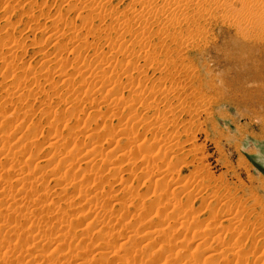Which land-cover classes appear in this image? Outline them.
<instances>
[{
    "label": "rangeland",
    "instance_id": "374dc122",
    "mask_svg": "<svg viewBox=\"0 0 264 264\" xmlns=\"http://www.w3.org/2000/svg\"><path fill=\"white\" fill-rule=\"evenodd\" d=\"M221 1L223 2L219 7L213 2H206V5L202 6V2L195 10L171 7L168 9L170 13L167 11L164 15H146V58L149 60L146 59L145 84L136 88L138 81L135 80L134 89L139 91H131L126 87L131 81L125 78V74L123 76L120 72L118 75L116 71L111 75L115 77L112 79L116 80L118 77L122 80L121 87L126 88L120 87L121 91L112 92L109 84L102 88V83L91 78L90 73L98 71L99 63L104 60L101 55L107 52L108 43L113 42L117 50V59L114 60L116 69L122 67L117 68V62L119 65L124 64V56L121 54L123 52L120 50L118 53L119 48L123 46L121 49L124 50L134 43L136 46L140 44V38L136 34L127 35L126 41L123 42L115 41V31L113 41L112 38L98 34V30L115 24L116 16L103 21L96 18L89 20V14L83 10L84 15L80 17L78 9L74 14L68 12L72 15L67 14L64 20L65 18L59 15L61 10L70 3V8L75 7L79 5L78 2L76 5L73 0H0V36L7 37L4 39L1 36L0 42L8 39L6 43H9L4 49L5 53L0 54V136L6 135L3 139L6 138L7 147L10 146H2L7 150L4 148L5 152L0 154V254L9 246L8 242L1 240L4 237H8L7 240L11 238L14 245L18 241L17 237H24L22 240L27 236L38 237V231H49L56 236V230L61 228L59 219L63 218L65 223H71L73 226H79L82 222L80 228L85 226L88 229L87 223L90 228L94 222L98 228L92 226L93 228L91 227L90 231L88 229L82 237L81 234L76 237L75 233L71 232L73 234L62 238L66 246L58 245L60 239L43 245L44 243H39L36 238L37 240H31L26 245L24 252L15 250L17 253L15 252L12 260L23 258L28 264H40L44 259L48 260L42 264H125L127 256L128 260L138 259L137 264H145V261L146 264H264V22L256 21L259 20L257 15L264 11V0ZM127 2L128 0H112L108 8L109 11L115 10L112 12L118 14L120 19L125 17L133 22L134 18ZM114 13L113 15H116ZM166 14L169 15L167 18ZM253 15L255 19L251 17ZM170 19H174L176 23ZM71 20H76L73 24L76 26L74 34L69 29L72 25L67 28L66 24ZM57 24H60L59 28L55 26ZM63 26L65 30H62ZM51 29H55L53 31L58 35L49 41L47 36H51ZM63 31H67L66 36L60 35ZM72 34H78L89 46L80 47L82 42H78L80 44L75 53L72 48ZM57 38L64 41L61 46L57 45ZM9 39L12 43L8 42ZM13 42L20 43L23 48L15 50L11 47ZM62 44L71 47L64 50ZM50 52H53L52 56L49 55ZM47 54L54 60L62 59L68 63L65 62L66 72L77 81L76 85H68L58 78L54 70L47 66L42 67ZM5 56L7 60L15 61L9 63L19 64V68H6L2 63ZM43 56H46L45 59ZM118 58L123 61L120 63ZM139 62L144 64L141 58ZM81 74L85 75L82 77ZM141 91L146 95V99L143 102H134V93ZM9 92L14 93L11 98ZM115 101L124 103L116 105ZM123 129H126L125 134ZM57 139L58 142L53 143ZM143 141H146V149L141 151V147L139 146V149L136 145ZM72 145L79 147L77 153L68 158L73 160L74 164L68 166L66 162L61 169L62 164L58 157L61 153L65 155L64 148L66 152L69 148L73 149ZM116 145L118 148L114 149ZM18 149L22 152L15 161L16 157L14 159L12 155ZM6 151L9 152L6 154ZM87 151L88 154H85ZM126 151V158L118 157ZM54 153V159H50ZM3 154L10 159L5 158ZM35 154V157L32 156ZM89 158L93 159L92 162L84 163ZM95 158L100 160H94ZM49 160L51 161L47 165ZM14 164L19 168L22 166L21 169L23 168L22 171L26 175L31 169L30 176L23 184L14 181L17 176V172L11 168ZM51 168L59 171L49 173ZM67 168L72 176L65 175L66 178H61L63 181L54 179L61 175L57 172H64ZM92 173L97 177L100 175V178L102 176L103 182L98 184L97 177L95 178L94 174L91 176ZM94 181L96 184L92 185ZM63 185L67 190L66 195L63 193L57 197L55 193L60 192ZM79 188H83V192ZM1 190H6L9 195H1ZM17 190L23 191L25 198L26 193L28 197L31 191L28 197L31 202L28 198L24 199L23 206H20L25 210H20L21 208L13 203V198L19 197ZM97 190L101 193L97 202L89 201V196ZM37 192L39 193L35 194ZM44 193L48 194L43 195ZM40 195L37 208L34 206L37 204L32 201ZM65 200L67 204L72 201L73 205L64 207L62 211L59 205ZM96 203L98 206H95ZM90 207L98 208V212H95V216L90 214L84 217L86 212L89 214ZM144 207L149 211L144 210ZM36 208L40 211L47 209L53 213L47 215L48 217H40L35 214L38 212ZM32 220L34 223H31ZM33 225L40 226L34 228ZM15 227L17 229L14 230ZM99 229L103 231L98 233ZM61 230L60 233L64 234L65 231ZM199 232H202V235ZM204 232H207V235ZM99 236L104 238L99 240ZM66 241L73 245L71 251ZM208 247L213 249L206 251ZM227 247H233L237 251H234L236 255ZM139 252L142 255L138 254ZM37 253L43 255L36 257ZM213 253L216 255L208 257ZM29 259H32V262ZM25 261L21 260L23 264H26ZM0 264L5 263L0 260Z\"/></svg>",
    "mask_w": 264,
    "mask_h": 264
},
{
    "label": "bare ground",
    "instance_id": "6f19581e",
    "mask_svg": "<svg viewBox=\"0 0 264 264\" xmlns=\"http://www.w3.org/2000/svg\"><path fill=\"white\" fill-rule=\"evenodd\" d=\"M16 1V0H15ZM66 0H61V2H65ZM73 1H75V3L76 2H78L79 3V5H77V3H76V5L77 6H75V7H71L70 8V5H71V3L70 4H66L67 5V7L66 8H63L62 10H61V12H60V16H62L63 18H65L66 16H67V14H71L72 15V13L74 14V13H76L77 11H78V9H79V12L80 13H78L79 15H80V17L81 16H83L84 14H82V11L83 10H85L86 12L85 13H87V15L89 14V17H88V19L89 20H93V18L95 19H99L100 21H103V20H106L107 18H112L113 16H116V18H115V20H114V22H115V24L114 23H112V26H111V24H110V26L108 25L107 27V29L106 28H104L103 30H98L97 32H98V34H100V35H104V37H109V38H112V41H113V34L115 33V32H117V34L115 35V38H117V40H115V41H126V37H127V35H130V34H136L137 35V37H139L140 38V44L139 45H132L133 47H136V48H133L132 46H127V48L126 49H121L122 47H118L119 48V50H118V53H120V50L123 52V53H121L122 54V56H124V64L122 63V64H118V62H117V68H118V66H122L120 69H116L115 67V65H114V60H115V58H116V52H117V50H116V47H114V43L112 42V44H110V43H108V45H107V47H108V50H107V52L105 51L101 56H103L104 57V60H102L100 63H99V69H98V71H96V70H94V67H93V70L94 71H92V73H90V76H91V78H93L94 80L96 79V80H99L101 83H102V88H106L107 86H105L106 84H109L108 86H110L111 88H112V92H117L118 90L119 91H121L122 89L121 88H123V87H121L122 86V80H119L118 79V77H117V79L116 80H113L114 78L113 77H111V75L114 73V72H118V75H119V73L120 72H122L123 73V76H124V74H125V78H127V80L128 81H131V82H128L127 80V82H128V84H126V87H127V89L128 88H130L131 89V91L133 90H135L136 88H139L141 85L143 86V83L146 81V75L144 74L145 72H146V59H147V61L149 60V58H146V15H149V14H151V15H158V14H163L164 15V13H166L167 11H168V9L169 8H171V9H183L184 8V10L186 9V10H188V9H191V10H195L196 8H198V5H200L202 2H204V3H202L201 5L203 6H205L206 5V2H213V3H215V4H217V6L219 7V5H221V3L223 2V1H221V0H128V4H129V6H130V9H131V13H132V15H133V18H134V21L132 22L129 18H127V19H125V17H124V19H120V17H119V15L118 14H116V13H114V12H112V10L113 9H111V11H109V8H108V4L109 3H111L112 2V0H73ZM243 1V0H242ZM245 1V0H244ZM247 1V0H246ZM254 1V0H253ZM29 2V1H28ZM36 2V1H35ZM69 2V1H68ZM120 2V1H119ZM249 2V1H248ZM5 3V2H4ZM74 3V2H73ZM72 3V4H73ZM121 3H123V1L121 2ZM154 3V4H153ZM247 3V2H246ZM264 3V2H263ZM44 4V3H43ZM60 4V3H59ZM120 3H118V5H119ZM148 4V5H147ZM153 4V5H152ZM224 4V3H223ZM222 4V5H223ZM249 4V3H248ZM52 5V4H51ZM60 5H62V4H60ZM65 5V4H64ZM65 5V6H66ZM47 6V5H46ZM59 6V5H58ZM64 6V7H65ZM113 6V5H112ZM254 6V5H253ZM261 6V5H260ZM42 7V6H41ZM45 7V6H44ZM60 7V6H59ZM62 7H63V5H62ZM120 7V6H119ZM251 7V6H250ZM262 7H264V5L262 6ZM111 8V7H110ZM113 8H114V6H113ZM117 8V7H116ZM199 8H200V6H199ZM204 8V7H203ZM206 9V8H205ZM221 9V8H220ZM264 9V8H263ZM262 9V10H263ZM118 10V9H117ZM198 10V9H197ZM60 11V10H59ZM113 11H115V10H113ZM171 11V10H170ZM174 12H175V10H173ZM172 11V12H173ZM183 11V10H182ZM217 11V10H216ZM261 11V10H260ZM41 12V11H40ZM68 12H72V13H68ZM128 12V11H127ZM126 12V13H127ZM130 12V11H129ZM169 12V11H168ZM173 12V13H174ZM178 14L180 13L179 11H176ZM185 12V11H184ZM183 12V13H184ZM187 12V11H186ZM26 13V12H25ZM48 13H49V11H48ZM113 13L114 14H116V15H113ZM119 13V12H118ZM170 13V12H169ZM173 13H171V14H173ZM182 13V12H181ZM249 13V12H248ZM56 14H58V13H56ZM82 14V15H81ZM170 14V15H171ZM177 14V15H178ZM264 11H263V13L262 14H258L257 15V17L259 18V20L258 19H256V21L257 22H264ZM55 15V14H54ZM70 15V16H71ZM78 15V16H79ZM125 15H127V14H125ZM167 15L168 14H166L165 16H166V18H167ZM175 15V14H174ZM186 15V14H185ZM194 15V14H193ZM250 15V14H249ZM169 16V15H168ZM172 16V15H171ZM40 17V16H39ZM38 17V18H39ZM44 17V16H43ZM46 17V16H45ZM57 17H59L58 15H57ZM90 17L92 18V19H90ZM122 17V18H123ZM147 17H149V16H147ZM154 16H152V19H154L153 18ZM161 17V16H160ZM184 17H186V16H184ZM226 17V16H225ZM224 17V18H225ZM252 18H254V15L253 16H251ZM48 18V17H47ZM83 18V17H82ZM84 18H86L85 16H84ZM163 18V17H162ZM166 18H165V20H166ZM172 18V17H171ZM239 18V17H238ZM57 19V18H56ZM68 19V18H67ZM114 19V18H113ZM168 19H169V17H168ZM226 19V18H225ZM255 19V18H254ZM32 20H34V19H32ZM38 20V19H37ZM52 20V19H51ZM63 20V19H62ZM64 20H66V18L64 19ZM87 20V19H86ZM164 20V21H165ZM174 19H170V21L172 22ZM228 20V19H227ZM248 20V19H247ZM35 21V20H34ZM53 21H54V19H53ZM56 21V20H55ZM54 21V23L56 24V22ZM58 21V20H57ZM71 21H73V20H71ZM71 21H70V23H66L67 24V28H68V25L70 26V25H72V27L70 28L69 27V29L73 32V34H74V30L76 29V26L75 25H73L74 24V22L76 21H73L72 22V24H71ZM164 21H163V24H164ZM169 21V22H170ZM180 21V20H179ZM239 21H241V24L243 23L242 22V20L240 19ZM244 21V20H243ZM255 21V20H254ZM63 22V21H62ZM66 22V21H65ZM147 22H150V21H147ZM173 22H175V20L173 21ZM178 22V21H177ZM250 22V21H249ZM36 23V22H35ZM38 23V22H37ZM176 23V22H175ZM174 23V24H175ZM244 23H246V20H245V22ZM251 23V22H250ZM173 24V23H172ZM238 24V23H237ZM257 24V23H256ZM52 25V24H51ZM58 25H60V24H57V25H55L56 27L58 26ZM86 25V24H85ZM169 25V24H168ZM238 25H240V22H239V24ZM11 26H12V24H11ZM164 26H166L165 24H164ZM170 26V25H169ZM172 26V25H171ZM175 26V25H174ZM253 26V25H252ZM52 27V26H51ZM50 27V28H51ZM66 27V26H65ZM89 27V26H88ZM106 27V26H105ZM168 27V26H167ZM167 27H165V28H167ZM46 28H49V27H46ZM58 28H59V26H58ZM243 28V27H242ZM45 29V28H44ZM73 29V30H72ZM79 29V28H78ZM100 29V28H99ZM240 29V28H239ZM53 30H55V29H51V36H47L48 37V39H49V41H50V39H55V37H56V34L58 35V33L56 32V31H53ZM56 30H57V28H56ZM62 30H65V28H64V26H63V29ZM67 30V29H66ZM44 31V30H43ZM47 31V30H46ZM59 31H61V29L59 30ZM76 31V30H75ZM115 31V32H114ZM27 32V31H26ZM64 32V31H63ZM61 33L60 35H63L64 34V36H66V34L65 33H67V31H65L64 33ZM79 32V31H78ZM151 32V31H150ZM163 32V31H162ZM161 32V33H162ZM9 33V32H8ZM48 33V32H47ZM71 33V32H70ZM69 33V34H70ZM93 33V32H92ZM92 33H91V35H92ZM247 33V32H246ZM73 34H72V36H71V38L74 40V43H72V45H73V50H75V53L77 52V50H78V47L80 46V47H85V46H89V43H87L86 41H82L78 36V34H75L74 36H73ZM199 34V33H198ZM68 35V34H67ZM94 35V34H93ZM2 36V35H1ZM0 36V37H1ZM4 36H5V34H4ZM95 36V35H94ZM99 36V35H98ZM132 36V35H131ZM198 36V35H197ZM3 37V36H2ZM62 37V36H61ZM136 37V36H135ZM136 37V38H137ZM180 37V36H179ZM4 38V37H3ZM7 37H5L4 39H6ZM69 38V37H68ZM96 38V37H95ZM1 40H2V38H0ZM4 39H3V42L1 41L0 42V54L1 53H5V48H7V45H9V43L7 44L6 43V41L8 40H6L5 42H4ZM11 39V38H10ZM9 39V41L8 42H11L12 43V41ZM58 39V43H57V45H59V46H61L60 44H61V42L63 43L64 41H62V39L60 40L59 38H57ZM67 39V38H66ZM72 39H70V40H72ZM89 39V38H88ZM138 39V38H137ZM150 39V38H149ZM152 39V38H151ZM64 40V39H63ZM172 40V39H171ZM40 41V40H39ZM45 41H47V40H45ZM109 41H111V39H109ZM138 41H139V39H138ZM181 41V40H180ZM202 41V40H201ZM204 41V40H203ZM27 42V41H26ZM35 42V41H34ZM41 42V41H40ZM52 42V41H51ZM70 42V41H69ZM78 42H82L81 44L80 43H78ZM46 43V42H45ZM138 43V42H137ZM14 44V45H13ZM13 44L11 45V47L12 48H15V50H21L20 48H23L22 46H21V44L20 43H15V42H13ZM32 44H33V42H32ZM42 44V43H41ZM53 44H54V42H53ZM56 44V43H55ZM66 44V43H65ZM80 44V45H79ZM105 44V43H104ZM117 44V43H116ZM34 45V44H33ZM35 45H36V43H35ZM38 45V44H37ZM79 45V46H78ZM62 46H64L63 47V49L65 50V49H67V48H69V47H71L70 45H63L62 44ZM87 46V47H88ZM56 47V46H55ZM58 48H60V47H58ZM57 48V49H58ZM124 48V47H123ZM107 49V48H106ZM166 49V48H165ZM61 50H62V48H61ZM58 51H59V49H58ZM72 51V50H71ZM87 51V50H86ZM152 51V50H151ZM25 52V51H24ZM61 52V51H60ZM74 52V51H73ZM44 53V52H43ZM51 53V52H50ZM49 53V55H51L52 56V53L50 54ZM66 53H68L67 51H66ZM72 53V52H71ZM97 53V52H96ZM45 54V53H44ZM120 54V55H121ZM46 55V54H45ZM59 55V54H58ZM154 55V54H153ZM47 56H48V54H47ZM55 56H57V53H55ZM54 56V57H55ZM44 57V59H45V57L46 56H43ZM58 57V56H57ZM74 57V56H73ZM151 57V56H150ZM2 58V57H1ZM61 58V57H60ZM123 58V57H122ZM140 58L142 59V60H144V64H141L139 61H140ZM4 59V60H3ZM2 60H3V62L2 63H4L5 64V67L6 68H9V69H11L12 67L13 68H19L18 67V65H16L17 63H14V64H12V63H9V62H15V61H9V60H7V58H6V56L3 58ZM15 59V58H14ZM58 59V58H57ZM76 59V58H75ZM101 59H102V57H101ZM117 59V58H116ZM126 59V60H125ZM151 59V58H150ZM167 59V58H166ZM1 60V61H2ZM80 60H81V58H80ZM118 60H119V58H118ZM120 61V60H119ZM122 61H120V63L122 62ZM44 63H43V65H42V67L44 68V67H48L49 69H51L54 73L56 72V74H57V76H58V78H60V79H62V81H64V82H66L68 85H74L77 81H75L74 79H72L71 77H70V75H69V73L68 72H66V61H63L62 59H58V60H56V58H55V60H54V58L53 57H47L46 58V60L45 61H43ZM66 62V63H65ZM79 62V61H78ZM160 62V61H159ZM166 62V61H165ZM1 63V64H2ZM68 64V63H67ZM79 64V63H78ZM24 66V65H23ZM31 66V65H30ZM98 66V65H97ZM74 67V66H73ZM85 68H86V66H85ZM150 68V67H149ZM90 69V68H89ZM96 69V68H95ZM141 70V71H140ZM158 70V69H157ZM19 71V70H18ZM50 71V70H49ZM91 71V70H90ZM86 72V71H85ZM157 72V71H156ZM155 72V73H156ZM82 73H84V72H82ZM179 73V72H178ZM75 74V73H74ZM117 74V73H116ZM14 75H16L15 73H14ZM83 75H85V74H83ZM83 75L81 74V76L83 77ZM18 76V75H17ZM86 78H87V73H86ZM85 76H84V78H85ZM187 76V75H186ZM121 77H122V75H121ZM16 78V77H15ZM51 78H53V77H51ZM75 78V77H74ZM113 78V79H112ZM123 78V77H122ZM113 81H112V80ZM19 80V79H18ZM51 80V79H50ZM84 80V79H83ZM135 80H137L138 81V83H136V85L138 86V87H134L135 86V84H134V82H135ZM37 82V81H36ZM81 82H84V81H81ZM99 82V83H100ZM126 82V83H127ZM65 83V84H66ZM74 83V84H73ZM78 83H79V81H78ZM77 83V84H78ZM88 83V82H87ZM98 83V82H97ZM51 84V83H50ZM59 84V83H58ZM125 84V83H124ZM145 84V83H144ZM13 85H15V84H13ZM38 85V84H37ZM76 85V84H75ZM93 85V84H92ZM101 85V84H100ZM20 86H22V85H20ZM27 86V85H26ZM97 86V85H96ZM23 87V86H22ZM66 87V86H65ZM121 87V88H120ZM126 87H124V88H126ZM159 87V86H158ZM12 88H14V87H12ZM34 88V87H33ZM80 88V87H79ZM82 88V87H81ZM135 88V89H134ZM141 88V87H140ZM143 88V87H142ZM18 89H19V87H18ZM21 89H23V88H21ZM26 89V88H25ZM32 89V88H31ZM73 89V88H72ZM71 89V90H72ZM110 89V88H109ZM121 89V90H120ZM146 89V88H145ZM6 90V89H5ZM28 90V89H27ZM90 90V89H89ZM104 90V89H103ZM102 90V91H103ZM142 90V89H141ZM14 91V90H13ZM16 91H17V89H16ZM16 91H15V93H16ZM28 91H30V90H28ZM55 91V90H54ZM135 91H139V90H135ZM144 91V90H143ZM146 91V90H145ZM149 91V90H148ZM154 91V90H153ZM20 92H21V90H20ZM81 92V91H80ZM22 93H23V91H22ZM21 93V94H22ZM101 93V92H100ZM139 93H141V94H139ZM7 94H8V92H7ZM9 94L11 95L10 96V98L12 97V95H14V93L12 94V92L10 93L9 92ZM54 94V93H53ZM61 94V93H60ZM102 94V93H101ZM115 94V93H114ZM134 94H136V98H133L134 99V102H139V101H142L143 102V100H145L146 99V95H144V94H142V91L141 92H138V94L135 92ZM146 94V93H145ZM154 94V93H153ZM23 95H25V94H23ZM206 95V94H205ZM9 96V95H8ZM8 96H7V98H8ZM52 96V95H51ZM62 96V95H61ZM60 96V97H61ZM131 96V95H130ZM134 96V95H133ZM19 97V96H18ZM102 97V96H101ZM116 98V97H115ZM167 98V97H166ZM65 99V98H64ZM122 99V98H121ZM120 100V99H119ZM133 101V100H132ZM173 101V100H172ZM19 102V101H18ZM92 102V101H91ZM94 102V101H93ZM96 102V101H95ZM101 102V101H100ZM116 103V105H118V104H123L124 103V101H115ZM123 102V103H122ZM126 103V102H125ZM12 104V103H11ZM72 104V103H71ZM152 105V104H151ZM113 106V105H112ZM121 106V105H120ZM70 107V106H69ZM113 108V107H112ZM130 109L132 108L131 106L129 107ZM114 109V108H113ZM156 109V108H155ZM121 110V109H120ZM167 110V109H166ZM120 112V111H119ZM207 112V111H206ZM25 114H26V112H24ZM130 113V112H129ZM24 114V115H25ZM132 114V113H131ZM11 115V114H10ZM27 115V114H26ZM111 115V114H110ZM138 115V114H137ZM13 116V115H12ZM10 117V116H9ZM8 117V118H9ZM118 117V116H117ZM135 117H136V115H135ZM166 117V116H165ZM123 118V117H122ZM147 118V117H146ZM6 119V118H5ZM166 119V118H165ZM164 119V120H165ZM97 120V119H96ZM146 120V119H145ZM156 120V119H155ZM150 121V120H149ZM8 122V121H7ZM146 122V121H145ZM151 122V121H150ZM122 123V122H121ZM5 125V124H4ZM3 125V126H4ZM124 125V124H123ZM127 125V124H126ZM129 125H130V123H129ZM163 125V124H162ZM128 126V125H127ZM5 127V126H4ZM84 127V126H83ZM8 128V127H7ZM10 130V129H9ZM124 131L126 130V129H123ZM128 130H130V129H128ZM2 131V130H1ZM109 131V130H108ZM114 131V130H113ZM121 131V130H120ZM5 132V131H4ZM111 133H112V131H110ZM123 132V131H122ZM1 133V132H0ZM12 133H14V132H12ZM124 134L126 133V131L125 132H123ZM4 134V133H3ZM109 134V133H108ZM116 134V133H115ZM129 134V133H128ZM110 135V134H109ZM6 135H4V137H5ZM37 136V135H36ZM61 136V135H60ZM3 136H0V143L2 142V145L0 146V149L2 148V146H5V147H7V141L8 140H6V138H5V140L3 139L4 138ZM7 137V136H6ZM92 137V136H91ZM61 138V137H60ZM59 138V139H60ZM4 140V141H3ZM21 140V139H20ZM90 140V139H89ZM147 140V139H146ZM35 141V140H34ZM155 141V140H154ZM165 141V140H164ZM18 142V141H17ZM58 142V139L56 140V141H54L53 143H57ZM100 142V141H99ZM129 142V141H128ZM128 142H127V144H128ZM146 142V141H145ZM144 141L141 143V144H139V145H136V146H140L141 147V151H143L142 149H146V143H145ZM33 143V142H32ZM118 143H119V140H118ZM134 144H135V142H133ZM161 143V142H160ZM14 144V143H13ZM31 144V143H30ZM29 144V145H30ZM51 145H52V143H50ZM65 144H68V143H65ZM78 144V143H77ZM98 145H99V143H97ZM97 144H96V146H97ZM178 144V143H177ZM187 144V143H186ZM37 145V144H36ZM40 145H41V143H40ZM54 145V144H53ZM58 145H60V144H58ZM75 145V144H74ZM169 145V144H168ZM194 145V144H193ZM18 146V145H17ZM62 146V145H61ZM66 146V145H65ZM65 146H63V148L65 147ZM71 146V145H70ZM69 146V147H70ZM73 146V145H72ZM76 146V145H75ZM75 146H73V149H70L69 147H67V148H69V150H67V152H66V149L64 148V152H63V154H65V155H62V153H61V156L60 157H58L59 155H57V157L59 158V160H61V162H60V164H62V165H60L59 167L62 169V166H64V165H68V166H71V165H73L74 163H73V160H68V158L70 157V156H74L77 152V150H79V147H75ZM78 146V145H77ZM129 146V145H128ZM5 147H3L1 150H0V154H1V152H3L4 151V148ZM10 147V146H9ZM9 147H7V148H9ZM20 147V146H19ZM36 147V146H35ZM39 147V146H38ZM138 147H136V149L138 148ZM140 147H139V149H140ZM168 147V146H167ZM170 147H172V146H170ZM179 147V146H178ZM7 148H5L6 150H7ZM93 148H95V147H93ZM118 148V146L116 145L115 147H114V149H117ZM21 149V148H20ZM20 149H18V150H16V151H14V153H13V157H14V159H15V157H16V159H15V161L17 160V157L21 154V152L22 151H20ZM135 149V150H136ZM148 149V148H147ZM171 149V148H170ZM8 150H10V149H8ZM12 150V149H11ZM89 150H92V149H89ZM88 150V151H89ZM112 150V148L110 149V151ZM153 150V149H152ZM156 150V149H155ZM88 151L85 153V154H88ZM131 151V150H130ZM133 151V150H132ZM198 151V150H197ZM5 152V151H4ZM9 152V151H8ZM7 151H6V154L8 153ZM76 152V153H75ZM162 152H163V150H162ZM161 152V153H162ZM171 152V151H170ZM192 152V151H191ZM190 152V153H191ZM111 153H113V151H111ZM116 153V152H115ZM157 153V152H156ZM160 153V152H159ZM163 153H165V152H163ZM5 154V153H4ZM4 154H3V156H4ZM9 154H11V153H9ZM56 153H54L51 157L52 158H50V159H54V155H55ZM140 154V153H139ZM84 155V154H83ZM82 155V156H83ZM96 155V154H95ZM106 155H107V153H106ZM128 155V153H127V151H126V153L124 152V153H122V154H120V156H118V157H125L126 158V156ZM157 155V154H156ZM165 155V154H164ZM2 156V155H1ZM11 156V157H12ZM32 156H36V154L35 155H32ZM97 156V155H96ZM102 156H104V155H102ZM159 156V155H158ZM161 156V155H160ZM159 156V157H160ZM187 156H188V154H187ZM5 158H7L8 156L7 155H5L4 156ZM12 157V158H13ZM81 157V156H80ZM86 157V156H85ZM107 157V156H106ZM105 157V158H106ZM145 157H146V154H145ZM155 157V156H154ZM165 157V156H164ZM11 158V159H12ZM23 158V157H22ZM30 158V157H29ZM83 158V157H82ZM92 158V157H91ZM130 158V157H129ZM162 158V157H161ZM161 158L159 159V160H161ZM7 159H10L9 157L7 158ZM96 159H98V158H95L94 160H96ZM100 159H101V157H100ZM100 159H98V160H100ZM145 159V158H144ZM157 159V158H156ZM164 159V158H163ZM1 160V159H0ZM13 160V159H12ZM11 160V161H12ZM32 160H33V158H32ZM92 160L93 159H90L89 158V160H86L84 163H87V162H92ZM106 159H104V161H105ZM7 161V160H6ZM21 161V160H20ZM24 161V160H23ZM31 161V160H30ZM29 161V162H30ZM42 161V160H41ZM50 161L51 160H49L48 161V163H47V165L50 163ZM69 161H70V163H69ZM142 161V160H141ZM179 161V160H178ZM192 161V160H191ZM2 162V161H1ZM9 162V161H8ZM26 162V161H25ZM66 162H68V163H66ZM82 162V163H83ZM107 162V161H106ZM156 162V161H155ZM2 163H4V162H2ZM18 163V162H17ZM16 163V164H17ZM66 163V164H65ZM142 163H143V161H142ZM10 164V163H9ZM26 164V163H25ZM24 164V165H25ZM28 164V163H27ZM52 164V163H51ZM50 164V165H51ZM70 164V165H69ZM105 164V163H104ZM2 165V164H1ZM23 165V166H24ZM49 165V166H50ZM89 165V164H88ZM4 166V165H3ZM6 166V168L8 167V165L6 164L5 165ZM12 167L11 168H14V170L17 172H15L16 174H17V176L14 178V181L16 182V183H18V184H20V183H22L23 184V182H26V178L27 177H29L30 175H29V173H30V170H28V169H26V170H28V172L29 173H27V175L26 174H24L23 173V171H22V169H21V167L19 168L17 165H11ZM45 166H46V164H45ZM149 166H151V164L149 165ZM183 166V165H182ZM28 167V166H27ZM59 167H57V168H59ZM145 167V166H144ZM143 167V168H144ZM152 167V166H151ZM10 168V169H11ZM25 168H26V165H25ZM54 168V167H53ZM5 169V168H4ZM9 169V168H8ZM7 169V170H8ZM86 169V168H85ZM89 169V168H88ZM87 169V170H88ZM93 169V168H92ZM147 169V168H146ZM152 169V168H151ZM154 169V168H153ZM13 169H11V171H12ZM59 171L58 169H50L48 172L50 173V172H54V171ZM91 170V169H90ZM97 170V169H96ZM166 170V169H165ZM168 170V169H167ZM5 171V170H4ZM69 169L67 168V170H65L64 172H62V171H60V172H57V173H61V175L59 176V177H56V178H54V179H60L61 181H63L61 178H66L67 176H65V175H69ZM93 171H95L94 169H93ZM92 171V172H93ZM142 171H143V169H142ZM117 172V171H116ZM143 172H145V171H143ZM149 172V171H148ZM151 172V171H150ZM160 172V171H159ZM56 173V172H55ZM54 173V174H55ZM90 173H91V171H90ZM96 173V172H95ZM92 173V175L91 176H93V174L95 175L94 177L96 178L97 176H96V174H98V173ZM102 173V172H101ZM167 173V172H166ZM71 174V173H70ZM72 174H74V173H72ZM88 175H89V173H87ZM152 174H154L153 172H152ZM86 174H84L83 176L85 177V179H89V178H86V176H85ZM165 175V174H164ZM69 176H72V175H69ZM90 176V177H91ZM100 176V175H99ZM97 177L96 179H98L97 180V182H98V184H100V183H102L103 182V178H102V176H101V178L100 177ZM148 176V175H147ZM32 177V176H31ZM84 177H83V179H84ZM143 177V176H142ZM63 178V179H64ZM94 178V179H95ZM123 178V177H122ZM148 178V177H147ZM13 179V178H12ZM82 179V178H81ZM81 179H79V180H81ZM126 179V178H125ZM164 179V178H163ZM182 179V178H181ZM91 180V179H90ZM122 180V179H121ZM158 180V179H157ZM96 181V180H95ZM95 181L94 182H92L93 184L92 185H94V184H96L95 183ZM173 181V180H172ZM2 182V181H1ZM105 182V181H104ZM108 182V181H107ZM106 182V183H107ZM161 182V181H160ZM63 183V182H62ZM62 183H59V184H61L62 185ZM91 183V182H90ZM109 183H110V181H109ZM173 183V182H172ZM58 184V185H59ZM82 184H83V182H82ZM85 184V183H84ZM168 184V183H167ZM34 185V184H33ZM73 185V184H72ZM103 185V184H102ZM111 185V184H110ZM122 185V184H121ZM172 185V184H171ZM188 185V184H187ZM22 185H20V187H21ZM24 186V185H23ZM60 186V185H59ZM85 186V185H84ZM96 186H99V185H96ZM95 186V187H96ZM101 186V185H100ZM181 186V185H180ZM7 187V186H6ZM9 187V186H8ZM36 187V186H35ZM35 187H32V188H35ZM90 187V186H89ZM152 187V186H151ZM157 187V186H156ZM3 188H5V187H3ZM93 188V187H92ZM99 188V187H98ZM102 188V187H101ZM158 188V187H157ZM186 188V187H185ZM21 189V188H20ZM47 189V188H46ZM85 189V188H84ZM102 189H104V188H102ZM124 189V188H123ZM122 189V190H123ZM156 189V188H155ZM168 189V188H167ZM4 190V189H3ZM24 190V192H27V191H25V189H23ZM79 190H80V188H79ZM83 190V188H81V190L80 191H82ZM86 190V189H85ZM99 190V189H98ZM97 190V192H93L94 194H92V195H90L89 197V201L90 200H96V202H97V200L99 199V197L101 196V193H99L100 191H98ZM2 191V190H1ZM17 191H19V192H17ZM16 192H17V194H18V196L19 197H17V198H13L14 200H13V203H14V205H16V207L17 206H19L18 208H21L20 206L24 203V199H27L28 197H29V194H30V192L31 191H29V194H28V197H27V193H26V198L23 196L24 194H22V192H20L21 190H17ZM38 191V190H37ZM60 192H58V193H55V194H57V197H59V196H61V194H63V193H65V194H63V195H66V188H65V186L63 185V187H61L60 188V190H59ZM96 191V190H95ZM185 191V190H184ZM23 192V193H24ZM35 192V191H34ZM49 192V191H48ZM77 192H78V190H77ZM83 192V191H82ZM104 192V191H103ZM2 193L3 194H1V195H7L8 193H6V190L5 191H2ZM21 193V194H20ZM39 192H37V193H35V194H38ZM80 193L81 192H79V196H80ZM133 193V192H132ZM175 193V192H174ZM34 194V193H33ZM34 194V195H35ZM46 194H48V193H44L43 195H46ZM84 194V193H83ZM103 194V193H102ZM127 194V193H126ZM156 193H154V195H155ZM9 195V194H8ZM23 197H22V196ZM145 195V194H144ZM148 195V194H147ZM157 196H158V194H156ZM162 195V194H161ZM160 195V196H161ZM163 195H164V193H163ZM163 195H162V197H163ZM82 196V195H81ZM103 196V195H102ZM159 196V197H160ZM4 197H6V196H3V198ZM40 197H41V195L39 196V198H36V200H34V199H32V200H34V201H32V203H35V204H37V205H34V206H38V200L40 199ZM56 197V196H55ZM30 198H32V197H30ZM158 198V197H157ZM227 198V197H226ZM29 199V198H28ZM54 199V198H53ZM58 199V198H57ZM119 199V198H118ZM156 199V198H155ZM162 199V198H161ZM30 200V202H31V199H29ZM55 200V199H54ZM121 200V199H120ZM4 201V200H3ZM86 201H88V199H86ZM139 201V200H138ZM162 201V200H161ZM166 201V200H165ZM27 202H28V200H27ZM118 202V201H117ZM163 202V201H162ZM12 203V202H11ZM11 203H9V204H11ZM69 204H67V200H65L64 201V203H62V205H59V207L62 209V211H63V209H65L64 207H70V204H72L73 205V202L72 201H69L68 202ZM89 203V202H88ZM93 203H95V202H93ZM156 203V202H155ZM159 203V202H158ZM8 204V203H7ZM28 204V203H27ZM97 204V203H96ZM157 204V203H156ZM171 204V203H170ZM11 206V205H10ZM9 206V207H10ZM23 206V205H22ZM27 205H25V207H26ZM33 206V207H34ZM92 206H94V204L92 205ZM95 206H98V204L97 205H95ZM123 206H125V205H123ZM145 207H146V205H144ZM8 207V206H7ZM15 207V208H16ZM58 207V208H59ZM129 207V206H128ZM144 207V210H147V211H149V209L148 208H145ZM163 207V206H162ZM11 208H13V207H11ZM15 208H13V209H15ZM29 208V207H28ZM37 208H39V207H37ZM36 208V209H37ZM89 208V207H88ZM99 208H101V207H99ZM174 208V207H173ZM8 209V208H7ZM25 210V208L23 207V208H21L20 210ZM27 209V208H26ZM30 209V208H29ZM87 209V208H86ZM90 209H91V207H90ZM90 209H88V210H90ZM102 209V208H101ZM176 209V208H175ZM11 210V209H10ZM38 210V209H37ZM36 210V211H37ZM60 210V209H59ZM103 210V209H102ZM128 210V209H127ZM174 210V209H173ZM18 211V210H17ZM27 211V210H26ZM31 211V210H30ZM100 211V210H99ZM263 211V210H262ZM23 212V211H22ZM95 212H98V208H96V207H94L93 209H91L90 210V212H89V214H88V212H86L83 216L85 217H88L90 214L91 215H96V213ZM146 212V211H145ZM237 212V211H236ZM7 213V212H6ZM14 213V212H13ZM13 213H11L12 214V216H14L13 215ZM18 213V212H17ZM16 213V214H17ZM51 213H53V212H49L47 209H43V210H38V212L37 213H35V214H39V216L40 217H44V216H49V214H51ZM57 213H59V212H57ZM29 214V213H28ZM31 214V213H30ZM6 215V214H5ZM27 215V214H26ZM34 215V214H33ZM32 215V216H33ZM214 215V214H213ZM27 216H29V215H27ZM37 217H38V219H40V217L38 216V215H36ZM36 216L34 217V218H36ZM47 216V217H48ZM158 216V215H157ZM200 216V215H199ZM9 217H11V216H9ZM15 217V216H14ZM98 217V216H97ZM97 217H95L96 219H97ZM123 217V216H122ZM12 218V217H11ZM27 218H29V217H27ZM30 218H31V215H30ZM94 218V219H95ZM15 219V218H14ZM26 221H27V219L26 218H24ZM42 219V218H41ZM196 219V218H195ZM233 219V218H232ZM36 219H34V221H35ZM60 221H59V226L61 227V228H59V229H57L56 231H57V234H56V236H53V235H55V234H52L51 232L49 233V231H47V232H45L46 231V229L44 230L43 228V231L45 232V233H39V231L37 232L39 235H38V237L37 236H30V237H28V239H27V237L25 238V240H22L23 238H21V236H19V237H17V239H18V241L16 242V243H14V245L12 244V239L10 238V240H7L8 239V237H2L3 239H1V240H3V242H8L9 243V246L6 248V250L4 251V252H2V254H0V260L1 261H3L5 264H15V263H17V262H21V260L22 261H25V260H23V258H19L18 260H16V261H14V260H12L13 259V257L15 256V250H21L20 252L22 253V252H24V248L25 247H27L26 245L27 244H29L30 242H31V240H35L36 238L38 239V242L40 243V242H42V243H44L43 245H48V244H50V243H53V241L54 240H59L60 239V241H59V244L58 245H64V246H66L65 244H64V242L65 241H62L65 237H67L71 232H74L75 233V236L77 237V235L78 234H81V237H82V235H86V232L88 231V229H89V231H90V229H91V227L92 226H94V228L97 226V224H96V226H95V222L93 223V224H91V226H90V228H89V225L90 224H88L87 223V227H88V229L85 227H83V228H80L81 226V224H82V222H81V224L78 226H73L71 223L70 224H68V223H65V221H63V218L62 219H59ZM99 220V219H98ZM97 220V221H98ZM113 220V219H112ZM234 220V219H233ZM26 221H25V223H26ZM34 221L32 220V222L31 223H34ZM83 221V220H82ZM94 221V220H93ZM19 222V221H18ZM109 222V221H108ZM185 222V221H184ZM89 223H91V222H89ZM100 223V222H99ZM211 223V222H210ZM230 223H231V221H230ZM16 224H18L17 222H16ZM22 224V223H21ZM65 224V225H64ZM78 224V223H77ZM15 225V224H14ZM26 225H27V223H26ZM57 225V224H56ZM84 225V224H83ZM22 226V225H21ZM30 226V225H29ZM34 226V225H33ZM32 226V227H33ZM36 226V225H35ZM34 226V228H36V227H39V226H36L35 227ZM54 226V225H53ZM185 226H186V224H185ZM209 226V225H208ZM256 226V225H255ZM14 227V226H13ZM12 227V228H13ZM77 227H79L78 229H77ZM11 228V229H12ZM22 228V227H21ZM53 228V227H52ZM93 228V227H92ZM97 228H98V226H97ZM96 228V229H97ZM105 228V227H104ZM182 228H183V226H182ZM11 229H10V231H11ZM15 229H17L16 227L14 228V230ZM61 229H63L65 232H64V234H62V233H60V231H62ZM199 229V228H198ZM205 229V228H204ZM207 229V228H206ZM22 230V229H21ZM33 230H35V229H33ZM93 230V229H92ZM100 230L101 229H99V230H97V232L99 233L100 232ZM208 230V229H207ZM9 231V230H8ZM68 231V232H67ZM101 231H103V230H101ZM200 231V230H199ZM13 232V231H12ZM152 232H154V231H152ZM151 232V233H152ZM8 233V232H7ZM18 233V232H17ZM26 233V232H25ZM32 233V232H31ZM37 233L35 234V235H37ZM90 233V232H89ZM89 233H87V234H89ZM94 233V232H93ZM116 233H118V232H116ZM199 233H201V235H202V232H199ZM205 233V232H204ZM207 233V232H206ZM205 233V235H207ZM1 234V233H0ZM13 234V233H12ZM34 234V233H33ZM52 234V235H51ZM71 234H73V233H71ZM101 234V233H100ZM100 234H98V235H100ZM108 233H106L105 235H107ZM4 235V234H3ZM10 235V234H9ZM15 235V234H14ZM27 235V234H26ZM67 235V236H66ZM103 235H104V233H103ZM110 235V234H109ZM4 236H6V234L4 235ZM8 236V235H7ZM40 236V237H39ZM75 236H73V238L75 237ZM89 236V235H88ZM108 236V235H107ZM1 237V236H0ZM31 237H33V238H31ZM72 237V236H71ZM100 237V236H99ZM106 237V236H105ZM243 237V236H242ZM63 238V239H62ZM73 238H71V239H73ZM83 238H85V237H83ZM103 238H104V236H103ZM102 237H100L99 238V240L100 239H103ZM203 238V237H202ZM218 238H219V236H218ZM239 238V237H238ZM36 239V240H37ZM77 239V238H76ZM136 239V238H135ZM197 239V238H196ZM204 239V238H203ZM220 239V238H219ZM74 240V239H73ZM83 240V239H82ZM188 240V239H187ZM11 241V242H10ZM62 241V242H61ZM75 241V240H74ZM84 241V240H83ZM103 241H106V240H103ZM183 241V240H182ZM189 241V240H188ZM188 241H186V242H188ZM204 241V240H203ZM206 241V240H205ZM68 241H66V244L68 245L67 247L69 248V250L71 251L73 248H71L73 245L70 243V244H68L67 243ZM101 242V241H100ZM186 242H184V243H186ZM36 243V242H35ZM99 243V242H98ZM236 243V242H235ZM242 243V242H241ZM155 244V243H154ZM183 244V243H182ZM205 244V243H204ZM184 245V244H183ZM3 246V245H2ZM29 246V245H28ZM59 246V247H60ZM98 246H102V245H99L98 244ZM59 247H58V249H59ZM103 247V246H102ZM148 247V246H147ZM66 248V247H65ZM106 248H107V245H106ZM216 248V247H215ZM227 248H229V247H227ZM2 249H3V247H2ZM41 249V248H40ZM56 249H57V247H56ZM55 249V250H56ZM57 249V250H58ZM142 248H140V251L142 252V250H141ZM144 249H146V248H144ZM143 249V250H144ZM213 249V248H212ZM210 247H208V248H206L205 250L206 251H209V250H212ZM219 249V248H218ZM52 250H54V249H52ZM138 250H139V248H138ZM204 250V251H205ZM229 250L230 251H232L233 253H234V248L233 247H231V248H229ZM41 251V250H40ZM81 251V250H80ZM135 251H137L136 249H135ZM146 251V250H145ZM144 251V252H145ZM44 252V251H43ZM79 252V251H78ZM131 252V251H130ZM130 252L128 253L129 255H130ZM141 252H139L138 254H141ZM213 252V251H212ZM222 252V251H221ZM235 252H237V251H235ZM17 253V252H16ZM20 253V254H21ZM80 253V252H79ZM156 253V252H155ZM220 253V252H219ZM19 254V253H18ZM78 253H76V255H77ZM131 254H132V252H131ZM222 254V253H221ZM235 254V253H234ZM22 255V254H21ZM43 255V253H40V254H38L37 253V255H35L36 257H38V256H42ZM75 255V256H76ZM142 255V254H141ZM146 255V254H145ZM192 255V254H191ZM211 255H216V254H210L208 257H210ZM224 255V254H223ZM236 255V254H235ZM133 256V255H132ZM136 256H137V254H136ZM22 257V256H21ZM24 257V256H23ZM77 257H78V255H77ZM130 257V256H129ZM138 257V256H137ZM136 257V258H137ZM46 258V257H45ZM80 258V257H79ZM83 258V257H82ZM126 258H127V256H126ZM125 258V260H126V262H124L125 264H135V262H136V264L138 263V259L137 260H134V259H126ZM134 258H135V256H134ZM26 259V258H25ZM121 259V258H120ZM213 259V258H212ZM31 262H32V259H29ZM46 260H48V259H46ZM46 260L44 259V263L46 262ZM85 260V259H84ZM90 260V259H89ZM143 260V259H142ZM193 260V259H192ZM123 261V260H122ZM158 261V260H157ZM224 261V260H223ZM26 262V264H28L27 262L28 261H25ZM30 262V263H31ZM42 262V263H43ZM215 262V261H214ZM42 263H40V264H42ZM70 263V262H69ZM145 264H146V261L144 262ZM151 263V262H150ZM155 263V262H154ZM186 263V262H185ZM195 263V262H194ZM21 264H23L22 262H21ZM151 264H153V263H151ZM170 264V263H169Z\"/></svg>",
    "mask_w": 264,
    "mask_h": 264
}]
</instances>
